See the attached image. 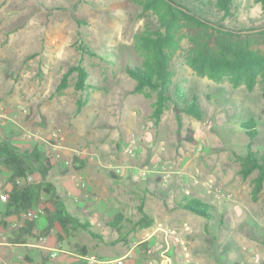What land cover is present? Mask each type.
I'll return each instance as SVG.
<instances>
[{"label": "rangeland", "instance_id": "374dc122", "mask_svg": "<svg viewBox=\"0 0 264 264\" xmlns=\"http://www.w3.org/2000/svg\"><path fill=\"white\" fill-rule=\"evenodd\" d=\"M214 2L185 3L229 29L264 26L262 0H233L227 13ZM139 14L130 0H0V137L44 150L52 158L47 179L69 211L101 235L80 230L58 240L56 224L44 241L33 231L18 236L20 217L4 215L9 173L0 165V240L10 243L3 247L22 249V264H66L80 257L77 245L86 246L84 258L93 264H261L264 183L255 189L256 171L244 179L238 158L250 142L239 125L243 119L257 123L250 147L264 148L261 82L257 77L248 87L227 75H199L180 48L171 59L169 91L175 97L180 87L195 96L204 117L182 114L179 126L170 102L156 122L155 92H134L135 80L125 71L140 63L134 37L149 19ZM78 63L86 85L77 88L72 71L58 88L67 68ZM75 157L83 162L79 169ZM39 178L35 172L26 181ZM183 195L209 204L213 216L179 206ZM141 200L152 224L136 228L126 219L140 217ZM48 206L43 194L35 208L38 232ZM117 212L126 218L120 233L110 224Z\"/></svg>", "mask_w": 264, "mask_h": 264}, {"label": "trees", "instance_id": "16d2710c", "mask_svg": "<svg viewBox=\"0 0 264 264\" xmlns=\"http://www.w3.org/2000/svg\"><path fill=\"white\" fill-rule=\"evenodd\" d=\"M130 1L140 8L139 15L149 20L134 37L133 46L140 57V63L127 65L125 71L135 80L134 92L144 93L147 96L149 91L155 92L151 115L156 122L160 120L162 112L170 102L179 126H182V114H188L199 120L204 117V111L195 96L188 97L180 87L174 88L175 97L169 91L173 84L171 59L174 52L180 48L184 51L185 63L199 75H207L218 80L227 75L233 77L237 83L246 81L248 87H251L258 77L261 82V96L264 99V48L259 47L264 44V26L250 29L249 32L229 29L220 23L211 22L203 16L201 8L192 4L193 2L185 3L186 0ZM194 1L203 4V0ZM232 2L233 0H215L214 4L217 9L227 13ZM84 52L94 53L89 48H85ZM84 68L79 63L68 67L60 79L58 88L66 86L67 76L72 71L77 75L76 87L83 88L87 77ZM239 125L250 140L245 152L238 156L239 172L245 179L256 171L254 186L257 190L264 183V148L254 150L250 147L257 133L254 117L241 120ZM186 138L191 142L195 140L192 135H187ZM51 160L52 158L36 144L22 149L11 139L0 137V165L9 173L6 177L9 188L4 204V215L19 217L28 210H34L40 204L41 196L46 194L49 206L43 208L45 225L39 231L38 238L48 235L56 224L60 228L57 234L58 240H61L62 236H70L80 230L87 231L94 238H100L101 235L92 229L89 220H81L69 211L55 185L47 179L52 168ZM76 161L81 164L77 166ZM72 163L77 169L83 166V162L77 157ZM35 172L39 173V180L27 182V177ZM111 175L117 177L113 171ZM179 206L204 215L206 219L213 216L211 206L198 198H188L187 195H183ZM137 209L140 217L136 221L132 222L124 218L122 212H117L111 217L110 224L118 233L121 232L124 219L136 228L150 226L152 217L144 210L142 200L137 205ZM22 222L18 233L20 237L31 233L35 224V221L30 220ZM262 242L264 243V239ZM76 249L80 252V257L66 264H93L84 258L88 253L85 245H77ZM40 264L46 262L42 260Z\"/></svg>", "mask_w": 264, "mask_h": 264}, {"label": "crops", "instance_id": "0c3cea01", "mask_svg": "<svg viewBox=\"0 0 264 264\" xmlns=\"http://www.w3.org/2000/svg\"><path fill=\"white\" fill-rule=\"evenodd\" d=\"M19 244V243H17ZM3 245H10V243H6V242H2L0 240V261L3 262L5 261L6 264H22V262H19L20 258L22 257V254L20 253L19 248L14 250L11 245V247L7 248V247H3ZM19 245H23V246H28V244H19ZM13 250V251H12ZM15 251H17L15 253ZM13 252V253H12ZM16 255H15V254ZM15 260L17 261V263L15 262ZM22 261V260H20ZM24 264H29L28 262H24Z\"/></svg>", "mask_w": 264, "mask_h": 264}, {"label": "built area", "instance_id": "2783aa9c", "mask_svg": "<svg viewBox=\"0 0 264 264\" xmlns=\"http://www.w3.org/2000/svg\"><path fill=\"white\" fill-rule=\"evenodd\" d=\"M4 115L2 114V112H0V117H3ZM38 134V133H37ZM66 163H68L67 160H65ZM0 190H1V183H0ZM3 200H6V195L3 197ZM39 215L38 211L37 210H28L27 212L21 214L19 217L21 219V221H24V220H30V221H34L36 220L37 216ZM32 231L38 235V229L36 227H34L32 229ZM39 239L44 241L45 237H40L39 236Z\"/></svg>", "mask_w": 264, "mask_h": 264}]
</instances>
